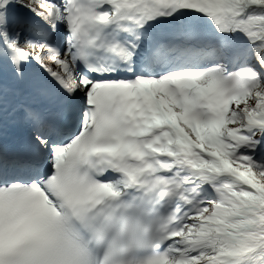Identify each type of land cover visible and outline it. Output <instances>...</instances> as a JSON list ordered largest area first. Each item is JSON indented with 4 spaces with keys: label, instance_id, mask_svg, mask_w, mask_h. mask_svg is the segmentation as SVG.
<instances>
[{
    "label": "snow or ice",
    "instance_id": "obj_1",
    "mask_svg": "<svg viewBox=\"0 0 264 264\" xmlns=\"http://www.w3.org/2000/svg\"><path fill=\"white\" fill-rule=\"evenodd\" d=\"M0 264H264V0H0Z\"/></svg>",
    "mask_w": 264,
    "mask_h": 264
}]
</instances>
